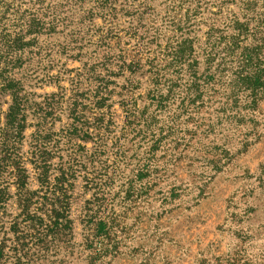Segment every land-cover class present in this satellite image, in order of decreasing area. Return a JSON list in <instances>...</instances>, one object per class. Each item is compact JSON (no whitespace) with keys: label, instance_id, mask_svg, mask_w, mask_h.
I'll use <instances>...</instances> for the list:
<instances>
[{"label":"rangeland","instance_id":"374dc122","mask_svg":"<svg viewBox=\"0 0 264 264\" xmlns=\"http://www.w3.org/2000/svg\"><path fill=\"white\" fill-rule=\"evenodd\" d=\"M71 1L67 30L24 37L42 60L16 70L23 139L0 84V264H264V0Z\"/></svg>","mask_w":264,"mask_h":264},{"label":"trees","instance_id":"16d2710c","mask_svg":"<svg viewBox=\"0 0 264 264\" xmlns=\"http://www.w3.org/2000/svg\"><path fill=\"white\" fill-rule=\"evenodd\" d=\"M215 1V0H212ZM38 5L37 2H34L31 4L30 2H26L20 5H15L13 3V0H0V84L2 83L3 91L2 93H9L12 97L11 104L9 105L8 112L5 115V127L4 132L12 131L14 133V137L18 140L23 139V133L25 131L26 127V119H27V113H29L30 106L34 105L29 102V99L26 97V95L23 93V86L20 80L15 78L16 76V70L21 71V73H24L26 76H32L33 73H35L34 68L36 67L38 69V66H36L39 62V60H42V50L39 52L33 53L32 56H25V53L29 54L32 52V49H28L32 45H34L36 40L30 42V40H25V36L30 34L31 32L37 31L35 36L41 34H47V33H53V32H62L67 30L66 27H63L65 25L64 21H68L66 19V13H68V7L71 6L72 1L68 0H60L59 2L55 4H50L47 9H44V12L41 14H32L34 11L33 9H37L35 7ZM40 6V5H38ZM39 11V10H38ZM214 13V12H213ZM25 20L26 23L16 26V24H11V22H16L20 20ZM29 21V22H28ZM61 27V28H60ZM11 29H14L15 32L14 40L10 39V42L16 41L20 42V46L17 48H14L13 50H6V45L4 42V38H10L12 36ZM109 33H113V28H110L107 30ZM112 35V34H111ZM65 43V45L57 47L56 53H58L60 56L65 57L68 60H74L78 59L73 54V49H77L78 47H81V43L75 45L72 47V45L75 44L73 40L69 39ZM110 37V36H109ZM24 38V39H23ZM17 39V40H15ZM110 38L109 40H111ZM143 41V39H142ZM74 42V43H73ZM107 42L101 43L99 47V53L100 57H103L104 54H106V48L112 47L110 46V43H108L109 47H105V44ZM5 45V46H4ZM49 54V52H48ZM115 59V58H111ZM114 61V60H113ZM117 61V60H116ZM20 63V65H17ZM26 63L29 65L25 67ZM102 63V62H98ZM83 68H85V71L83 75L86 74V72H89V76L92 77L93 73H95V67L94 64L84 63L82 62ZM53 69L52 65L46 66V72H49ZM80 76V75H79ZM47 77V76H46ZM43 79V83H49L51 81L47 80V78ZM50 79H54L56 81L57 78L50 77ZM3 81V82H2ZM78 83H75V85H71L72 88L70 90V95L66 99L68 101V107L71 109L72 106L75 104L80 103L79 100L84 97V95L89 91V89H81L77 87ZM55 93L52 94L54 96ZM64 97V95H60L59 98ZM41 102L35 103V107L33 108V114L37 119V116L39 117V120L34 123V127L36 128V131H41L42 129V121H46L47 119V112H42L40 114V105ZM38 106V108L36 107ZM37 115V116H36ZM72 121L71 128L67 129V139L68 142L72 140L80 141V142H86L88 139V132L87 129H85L82 126H85V122H83L82 119L76 118L72 114ZM101 119V118H100ZM46 134V133H45ZM44 134V135H45ZM36 155L35 153L32 154V156ZM19 156L20 159H22L21 153H18L16 155ZM38 163V162H37ZM35 163V164H37ZM17 175L19 173H22L24 168L20 166L19 164H16L15 166ZM36 168L38 166L36 165Z\"/></svg>","mask_w":264,"mask_h":264}]
</instances>
